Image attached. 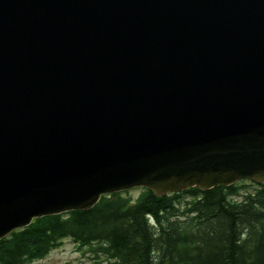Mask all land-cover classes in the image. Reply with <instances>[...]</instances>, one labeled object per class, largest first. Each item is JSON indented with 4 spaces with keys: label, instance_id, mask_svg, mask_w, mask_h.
<instances>
[{
    "label": "water",
    "instance_id": "obj_1",
    "mask_svg": "<svg viewBox=\"0 0 264 264\" xmlns=\"http://www.w3.org/2000/svg\"><path fill=\"white\" fill-rule=\"evenodd\" d=\"M243 179L264 182V0H0V239Z\"/></svg>",
    "mask_w": 264,
    "mask_h": 264
},
{
    "label": "trees",
    "instance_id": "obj_2",
    "mask_svg": "<svg viewBox=\"0 0 264 264\" xmlns=\"http://www.w3.org/2000/svg\"><path fill=\"white\" fill-rule=\"evenodd\" d=\"M237 182L163 196L143 188L104 194L89 208L34 218L0 239V264H32L65 238L90 247L100 264H264V182ZM183 203V204H182Z\"/></svg>",
    "mask_w": 264,
    "mask_h": 264
},
{
    "label": "rangeland",
    "instance_id": "obj_3",
    "mask_svg": "<svg viewBox=\"0 0 264 264\" xmlns=\"http://www.w3.org/2000/svg\"><path fill=\"white\" fill-rule=\"evenodd\" d=\"M240 194L233 198H242V194H247L255 190L254 185L249 183V180L243 179L236 181ZM142 187H134L128 189V194L136 197L142 192ZM183 204V203H182ZM95 257V253L90 250V247L79 246L70 238H65L58 246L51 249L43 257L36 258L32 264H87ZM100 264H110L111 260L100 253L96 256Z\"/></svg>",
    "mask_w": 264,
    "mask_h": 264
}]
</instances>
